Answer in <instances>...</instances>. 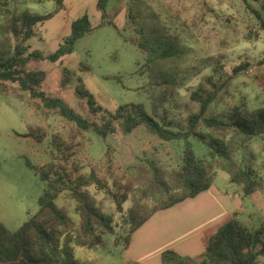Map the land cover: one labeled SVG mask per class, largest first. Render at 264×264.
Wrapping results in <instances>:
<instances>
[{"label":"rangeland","instance_id":"obj_1","mask_svg":"<svg viewBox=\"0 0 264 264\" xmlns=\"http://www.w3.org/2000/svg\"><path fill=\"white\" fill-rule=\"evenodd\" d=\"M246 2L264 14V0H107L103 16L97 0H62V9L36 27L35 35L26 41L30 50L44 55L55 51L70 35L71 22L85 13L91 29L59 61L42 64L32 60L28 69L41 66L46 72L41 90L61 97L97 124L102 123L104 112L91 113L85 101L75 95L78 77L97 104L109 112L121 105L140 104L161 124L186 130L188 117L200 109V98L192 95L197 93L203 98L214 94L203 116L226 121L235 110L251 112L264 108V32ZM131 4L133 16L137 15L131 18L134 22L126 17ZM56 5V0H0V29L7 23V8L15 15L23 11L42 15L53 12ZM10 40L15 43L19 39L10 34ZM131 40L145 47L140 49ZM161 53L167 55L158 57ZM241 62L247 63L245 69L234 74L232 69ZM63 67L74 70L71 83L65 87L60 85ZM115 126V132L103 140L94 131L81 130L44 108L39 99L32 98L18 84L0 81V223L15 231L39 211L38 199L45 184L27 161L43 165L54 159L70 166L76 160L82 165L81 172L94 168L107 180L109 188L116 190L112 180L123 179L132 168L148 171L151 163L161 174L177 169L187 142L198 157L209 149L193 135L164 141L143 127L124 134L118 123ZM33 130L44 134L42 141L29 135ZM195 130L221 136L218 131L206 129L201 121ZM223 133L234 146H241L240 136L231 129ZM53 139L63 142L60 149L52 147ZM247 140V147L235 149L234 154L249 160L264 181V135ZM216 162L215 158H208L209 173L217 169ZM221 176L228 174L212 175L217 184H223ZM87 189L97 206L112 216L115 233L104 236L103 246L76 247L75 255L84 264H123L122 242L116 244L115 238L128 231L124 214L132 204L133 192L124 202L123 212H118L105 190L95 185ZM157 198L158 195L149 197L145 203L150 206ZM55 204L64 208L77 224L75 201L66 192L57 196ZM48 214L45 209L38 217ZM241 221L247 223L244 218Z\"/></svg>","mask_w":264,"mask_h":264},{"label":"trees","instance_id":"obj_2","mask_svg":"<svg viewBox=\"0 0 264 264\" xmlns=\"http://www.w3.org/2000/svg\"><path fill=\"white\" fill-rule=\"evenodd\" d=\"M56 1V9L42 15L28 11L15 15L8 8L4 10L7 23L0 29V81L18 84L19 88L27 91L32 98L39 99L44 108L73 122L81 130L94 131L103 140L115 132V123H118L124 134H132L143 127L148 133L164 141H178L193 135L209 149L202 157H198L187 142L182 149L181 163L177 169L161 174L158 168L150 163L148 174L145 169L132 168L123 179L112 180L111 184L116 190L110 189L107 180L94 168L88 173L81 172L82 165L76 160H72L70 166L54 159L46 161L43 165H34L27 161V165L45 184L38 199L39 211L26 219L15 231L0 223V264H84L75 255V248L91 249L103 246L104 236L115 233L112 216L97 206L87 189L90 185L105 190L118 212H123V204L133 192L132 204L124 214L128 231L125 235L115 238V242H122L123 248L128 245L131 234L155 212L195 197L210 187L212 174L206 167L208 158H215L217 169L225 171L229 181L237 184L243 195H249L259 187L252 163L237 158L234 152L240 147L246 148L247 139L264 135V108L251 112L235 110L228 115L226 121L218 117H205L203 114L214 94L201 98V95L194 93L193 98H200L199 112L188 117L186 130H173L147 113L140 104L121 105L114 112L103 109L78 77L74 86L75 95L85 101L91 113L104 112L101 116L102 123L97 124L84 118L61 97L47 95L41 90L46 72L41 66L35 70L28 69V63L32 60H39L42 64L47 61H59L61 57L71 53L74 42L91 29L89 17L85 13L71 22L70 35L55 51L44 55L39 50H30L29 44L25 43L35 35V28L62 9V0ZM106 3L107 0H97L102 16ZM246 5L254 14L258 28L264 32V14L253 9L248 3ZM262 8L264 9V5ZM132 10L131 4L126 14L129 22H134L131 18L137 17L136 14L133 16ZM125 24H128V21ZM10 34L19 40L12 43ZM131 42L140 49L145 47L134 40ZM166 55L161 53L158 57ZM246 65V62H241L232 69L233 73L237 74L245 69ZM61 73L60 85L65 87L71 83L74 70L63 67ZM199 121L206 129L220 132L221 136H210L196 131ZM229 129L240 136V147L234 146L232 140L224 138L222 132ZM29 135L40 142L44 134L33 130ZM62 145V141L52 140L53 148L60 149ZM62 192H66L75 201L77 224L71 221L64 208L55 204V199ZM156 195L159 196L156 203L150 206L145 203L147 198ZM45 209L49 210V214L38 217ZM67 222L70 223L69 226ZM161 264H264V224L248 227L232 216L208 234L199 260L183 258L173 250H166L161 255Z\"/></svg>","mask_w":264,"mask_h":264},{"label":"crops","instance_id":"obj_3","mask_svg":"<svg viewBox=\"0 0 264 264\" xmlns=\"http://www.w3.org/2000/svg\"><path fill=\"white\" fill-rule=\"evenodd\" d=\"M220 172L225 171L214 169L212 175ZM256 174L259 187L249 195H243L229 176H221L223 184L212 177L207 190L155 212L131 234L121 252L122 263L161 264L166 250L197 261L208 234L232 216L240 222L244 218L248 227L264 224V181L261 173Z\"/></svg>","mask_w":264,"mask_h":264}]
</instances>
